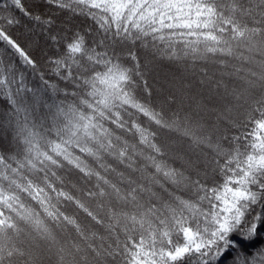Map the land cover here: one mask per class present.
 Here are the masks:
<instances>
[{
	"label": "snow or ice",
	"instance_id": "6c2138e0",
	"mask_svg": "<svg viewBox=\"0 0 264 264\" xmlns=\"http://www.w3.org/2000/svg\"><path fill=\"white\" fill-rule=\"evenodd\" d=\"M0 264H264V0H0Z\"/></svg>",
	"mask_w": 264,
	"mask_h": 264
}]
</instances>
